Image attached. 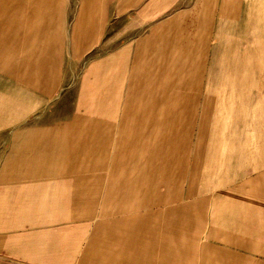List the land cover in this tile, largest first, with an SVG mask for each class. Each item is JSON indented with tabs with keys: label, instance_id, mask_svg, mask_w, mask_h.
<instances>
[{
	"label": "rangeland",
	"instance_id": "obj_1",
	"mask_svg": "<svg viewBox=\"0 0 264 264\" xmlns=\"http://www.w3.org/2000/svg\"><path fill=\"white\" fill-rule=\"evenodd\" d=\"M177 4L154 20L171 22L160 36L165 44L141 46L148 51L133 77L125 76L130 52L111 70L98 67L122 46L105 45L103 36L83 44L71 0H0V43L12 48L0 57V156L10 148L6 133L37 126L26 138L38 150L61 145L74 156L75 138L87 128L82 155L38 178L86 186L78 205L64 206L70 217L54 224L171 230L198 250L219 244V197L247 195L248 181L263 174L264 0H185V13ZM80 86L82 105L103 101L106 86L115 106H137L105 109L107 135L98 149L87 120L41 135L73 116ZM95 183V191L87 188Z\"/></svg>",
	"mask_w": 264,
	"mask_h": 264
},
{
	"label": "crops",
	"instance_id": "obj_2",
	"mask_svg": "<svg viewBox=\"0 0 264 264\" xmlns=\"http://www.w3.org/2000/svg\"><path fill=\"white\" fill-rule=\"evenodd\" d=\"M56 1L57 4L64 2ZM176 1L178 12H190V8L184 6L185 0ZM173 3L174 0H71L72 28L85 39L83 44L100 43L103 36L105 45H121L120 49L105 55L98 67L111 70L119 59H124L125 51L130 52L134 63L129 69L127 63V70L131 73L126 72L125 76L136 77L140 76L133 72L139 67V55L148 51L141 46L165 44L160 36H165L171 22L156 24L154 20L162 13L172 11L169 7ZM206 10V6L200 4L199 12ZM11 38L16 41L17 35ZM9 49L12 48L0 43V57L7 55ZM80 89L73 116L64 124L57 123L42 131L41 135L49 129L57 131L87 120L95 125L93 134L94 141L98 142L95 149H98L102 134L104 137L107 135L105 109L137 106H115L112 90L109 88L108 94L106 86L103 101L95 99L89 101L92 105H82L86 93L82 86ZM60 108H68L69 112V107ZM61 112L58 113L66 111ZM30 113V109H24V115ZM25 117L12 121L18 124ZM102 124L103 128L100 127ZM37 128L22 134H5L10 148L0 156V264H264V172L255 180L248 181L244 187L247 195L233 191L219 197V235H215L218 230L210 235L219 236V244L202 245L198 250L193 249L191 242L178 241L177 237L184 235L171 230L66 228L54 223L70 217L71 210L64 206L78 205L83 194L81 191L86 186L81 181H41L38 178L46 177L56 168L62 169L67 159L75 161L82 155L87 147V137H81L87 133V128L75 138L74 156L69 155V148L61 145H55L49 154L38 150L40 148L26 138ZM26 141L29 143L25 144ZM96 184L87 188L95 191ZM111 224L109 221L107 225ZM80 238H86L83 247L81 242L84 239Z\"/></svg>",
	"mask_w": 264,
	"mask_h": 264
}]
</instances>
